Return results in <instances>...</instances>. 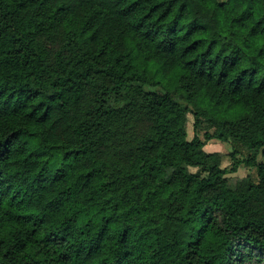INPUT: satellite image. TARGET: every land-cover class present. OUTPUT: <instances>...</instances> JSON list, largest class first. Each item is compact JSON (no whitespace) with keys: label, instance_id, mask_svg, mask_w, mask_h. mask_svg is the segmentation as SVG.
Listing matches in <instances>:
<instances>
[{"label":"trees","instance_id":"16d2710c","mask_svg":"<svg viewBox=\"0 0 264 264\" xmlns=\"http://www.w3.org/2000/svg\"><path fill=\"white\" fill-rule=\"evenodd\" d=\"M0 264H264V0H0Z\"/></svg>","mask_w":264,"mask_h":264},{"label":"rangeland","instance_id":"374dc122","mask_svg":"<svg viewBox=\"0 0 264 264\" xmlns=\"http://www.w3.org/2000/svg\"><path fill=\"white\" fill-rule=\"evenodd\" d=\"M194 117L192 114L189 115V123H188V133H189V139L191 140L194 137ZM202 138L204 139V134H201ZM205 150L208 152H220L223 155L222 159V167L226 168L229 172L228 174V179L232 185H236L241 179L250 176L253 180L258 181L259 176H258V171L257 168L255 167H250L247 166L243 161L249 156L250 152L245 149L240 147L239 148V153L237 154L236 159H232L231 153L233 151V146L230 143H223L218 140H213L207 143L205 146ZM241 161V164L237 166V171L232 172V168L235 164V162ZM258 162L263 161V156L260 151L257 157ZM192 172H195L196 169L191 168Z\"/></svg>","mask_w":264,"mask_h":264}]
</instances>
